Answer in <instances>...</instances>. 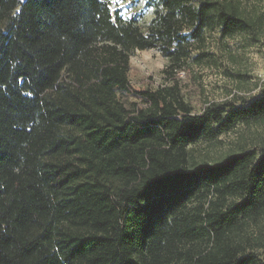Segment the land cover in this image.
I'll return each instance as SVG.
<instances>
[{
  "label": "trees",
  "instance_id": "1",
  "mask_svg": "<svg viewBox=\"0 0 264 264\" xmlns=\"http://www.w3.org/2000/svg\"><path fill=\"white\" fill-rule=\"evenodd\" d=\"M151 1L142 29L106 0H0V264H264V144L192 152L264 123V83L194 113L176 84L128 81L135 51L172 76L191 40L255 21L240 0Z\"/></svg>",
  "mask_w": 264,
  "mask_h": 264
},
{
  "label": "rangeland",
  "instance_id": "2",
  "mask_svg": "<svg viewBox=\"0 0 264 264\" xmlns=\"http://www.w3.org/2000/svg\"><path fill=\"white\" fill-rule=\"evenodd\" d=\"M112 12L123 19H135L140 28L151 21V0H106ZM244 14L255 21L248 33L221 38L218 31H207L201 39L189 42V59L172 76L163 73L166 59L156 50L135 51L130 58L128 81L136 91L161 86L179 87L180 94L194 113L211 103L231 102L235 106L257 97L264 83V0H240ZM264 144V123L237 126L215 141H199L192 147L196 158L216 159L243 147L259 153ZM264 237V220L261 223ZM253 237L257 230L251 226ZM255 254L264 258V250Z\"/></svg>",
  "mask_w": 264,
  "mask_h": 264
}]
</instances>
